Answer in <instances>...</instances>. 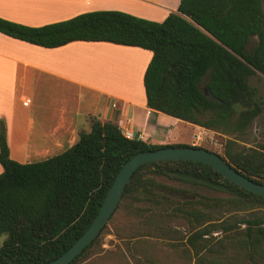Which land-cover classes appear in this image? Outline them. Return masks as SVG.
Returning <instances> with one entry per match:
<instances>
[{
    "label": "trees",
    "instance_id": "1",
    "mask_svg": "<svg viewBox=\"0 0 264 264\" xmlns=\"http://www.w3.org/2000/svg\"><path fill=\"white\" fill-rule=\"evenodd\" d=\"M0 32L47 48L103 41L149 50L142 77L146 106L227 136L220 155L246 177L264 182V142H238L262 111L249 78L264 74V0H179L161 21L120 10L87 11L40 26L0 17ZM206 87L213 97L204 94ZM165 146L187 144L129 139L114 121L91 117L89 130L79 132L71 146L42 160L18 162L9 156L0 119V233L7 234L0 264H42L59 256L92 222L122 164L137 152ZM252 209L246 216L223 215ZM261 209L264 196L207 164L148 162L132 174L97 237L69 264H129L128 257L139 262L145 237L182 246L194 264H234L233 252L262 261ZM116 214L125 217L123 227L112 230L120 241L104 250L102 236L111 232ZM173 220L184 222L185 230L173 227Z\"/></svg>",
    "mask_w": 264,
    "mask_h": 264
},
{
    "label": "crops",
    "instance_id": "2",
    "mask_svg": "<svg viewBox=\"0 0 264 264\" xmlns=\"http://www.w3.org/2000/svg\"><path fill=\"white\" fill-rule=\"evenodd\" d=\"M179 0H0V17L28 26L102 9L161 21ZM151 52L103 41L42 47L0 32V119L9 156L35 161L71 146L89 119L111 120L140 139H179L176 123L191 124L146 106L142 77ZM28 99L26 105L23 101ZM116 107L112 108L111 103ZM2 168L0 166V172Z\"/></svg>",
    "mask_w": 264,
    "mask_h": 264
},
{
    "label": "rangeland",
    "instance_id": "3",
    "mask_svg": "<svg viewBox=\"0 0 264 264\" xmlns=\"http://www.w3.org/2000/svg\"><path fill=\"white\" fill-rule=\"evenodd\" d=\"M102 10H114V9H102ZM130 14V13H129ZM133 15V14H132ZM136 16V15H135ZM139 17V16H137ZM143 18V17H142ZM155 21V20H154ZM255 40V37H252L251 41L248 44V48H250ZM249 84L255 87L258 91V94L263 100L262 111L261 113L254 119L252 125L247 130V133L239 140L238 142L244 146H252L256 143L264 142V74L260 72H255L249 78ZM4 121V119H3ZM175 129L178 131L179 139L168 138L165 143H185L187 145L204 147L206 149L212 150L219 154H222V144L227 136L217 133L212 130L205 129L203 127L196 128L191 132L190 126H187L182 123H176ZM194 135H198L199 139H195ZM163 143V144H165ZM44 159V158H42ZM36 159V160H42ZM17 161V160H16ZM20 162V161H18ZM202 192L205 194H213L215 192L209 191L207 189H202ZM262 213H264V209H261ZM256 211V209L248 210L247 212H226L224 211L223 215L225 217L232 216H246L248 213ZM125 221V217L116 214L113 221L109 224V229L111 232L106 233L102 236V245L101 247L104 250L115 249V245L119 243V239L115 237L112 230L115 228L120 229L123 227V222ZM133 221H136L135 219ZM173 227L178 228L181 231L185 230L184 222L180 220H173L170 222ZM215 237H222L223 234L221 232H213ZM7 234L0 233V246L5 240ZM144 242L142 243L146 249L145 253H139V262H135V257H128L131 261L129 264H194V259L191 257L188 252H186L182 246H170V243L166 239L161 238H148L142 239ZM231 257H234V264H264V260L251 262L250 259L244 258L243 255L237 254L235 252L229 254ZM190 256V257H189Z\"/></svg>",
    "mask_w": 264,
    "mask_h": 264
},
{
    "label": "water",
    "instance_id": "4",
    "mask_svg": "<svg viewBox=\"0 0 264 264\" xmlns=\"http://www.w3.org/2000/svg\"><path fill=\"white\" fill-rule=\"evenodd\" d=\"M203 92L205 95L213 97L207 87L203 89ZM174 159L192 160L207 164L214 168L224 178L239 187L256 195L264 196V182L246 177L228 163L219 153L210 151L204 147L193 145L165 146L154 150L140 151L132 155L119 168L101 207L89 226L63 253L42 264H69L94 238L97 237L102 227L106 225L109 217L117 207L125 186L129 182L132 174L140 166L148 162Z\"/></svg>",
    "mask_w": 264,
    "mask_h": 264
},
{
    "label": "built area",
    "instance_id": "5",
    "mask_svg": "<svg viewBox=\"0 0 264 264\" xmlns=\"http://www.w3.org/2000/svg\"><path fill=\"white\" fill-rule=\"evenodd\" d=\"M26 103H28V99H26L25 101H23V104L24 105H26ZM111 107L112 108H115L116 107V105H115V102H112L111 103ZM121 129V128H120ZM121 132H122V134L126 137V138H129V139H131V138H139L140 139V136L138 135V136H135V135H133V133L132 132H130V131H128V130H122L121 129ZM194 137H195V139H199V136L198 135H194ZM194 143H192V145H193Z\"/></svg>",
    "mask_w": 264,
    "mask_h": 264
}]
</instances>
